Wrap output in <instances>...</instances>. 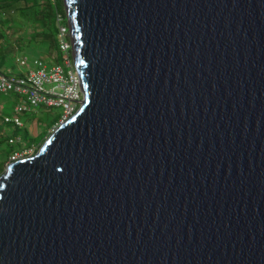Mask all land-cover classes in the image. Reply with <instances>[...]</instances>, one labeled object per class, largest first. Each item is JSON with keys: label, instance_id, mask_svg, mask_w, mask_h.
<instances>
[{"label": "water", "instance_id": "95a60500", "mask_svg": "<svg viewBox=\"0 0 264 264\" xmlns=\"http://www.w3.org/2000/svg\"><path fill=\"white\" fill-rule=\"evenodd\" d=\"M83 98L0 174V264H264V0H63Z\"/></svg>", "mask_w": 264, "mask_h": 264}, {"label": "built area", "instance_id": "2783aa9c", "mask_svg": "<svg viewBox=\"0 0 264 264\" xmlns=\"http://www.w3.org/2000/svg\"><path fill=\"white\" fill-rule=\"evenodd\" d=\"M63 16L56 15L57 43L64 57L61 62L47 65L42 59L33 62L34 68L17 75L0 70V92L14 93L20 97L14 110L17 114L32 110L33 107L43 105L46 107L58 106L63 108L62 115L67 117L79 106L83 94L80 77L75 65L70 38L69 25L62 23ZM20 66H27L26 57H17ZM5 115L4 121L14 126L23 125L18 115ZM20 136H10L8 142L17 144ZM19 152H14L13 155ZM19 158V157H18ZM16 159V158H15ZM11 161V160H10Z\"/></svg>", "mask_w": 264, "mask_h": 264}, {"label": "rangeland", "instance_id": "374dc122", "mask_svg": "<svg viewBox=\"0 0 264 264\" xmlns=\"http://www.w3.org/2000/svg\"><path fill=\"white\" fill-rule=\"evenodd\" d=\"M6 13L7 14H4L5 16H3V18L6 20V23L0 24V43H2V41L5 42L4 39L7 40L5 43H2L0 45V70L9 74L17 75L20 72H26L30 68H34L33 62L36 59L44 60L47 65L53 64L57 60L62 63L61 60L64 57V54L59 49V47L58 49L57 47H55L52 48V50H49V45L47 43L28 44L26 42H23V40L26 41L25 35L23 33V23L25 24V21L23 19L19 20L17 12L15 13L13 11V8L7 9ZM64 13L66 16V12ZM62 23L68 25L67 19L64 18V20H62ZM20 38L22 39L21 41H19ZM7 42H9L8 45L6 44ZM58 53V59L55 60L54 54ZM17 57H26L28 65L20 66L16 61ZM18 100L19 96L14 93L0 92V137L1 135L7 134L20 136V142L18 144H15L14 146H11L12 149L15 150H17L19 146H27L28 144H30L35 135H37L41 131L43 132L46 130V127H44L45 125H47L54 118L60 116L63 112L62 107H46L43 105H39L37 107H33L30 111L17 114L14 110V107L16 106ZM16 114L23 121V125L16 127L15 129V126L12 123L4 121V116H11ZM64 118V115H62L55 123L48 127L46 130L47 135ZM39 145L40 144H32L30 147L18 151V154L7 157L3 163V168L5 169L6 165L9 163L10 160H13L18 157L31 155L39 148ZM9 149L10 145H8L7 142L0 143L1 156L6 154Z\"/></svg>", "mask_w": 264, "mask_h": 264}, {"label": "trees", "instance_id": "16d2710c", "mask_svg": "<svg viewBox=\"0 0 264 264\" xmlns=\"http://www.w3.org/2000/svg\"><path fill=\"white\" fill-rule=\"evenodd\" d=\"M9 8H13V11L15 13L17 12V16L19 17V20L23 19L25 21V24L23 23V26H24L23 33L25 35L26 41L23 40V42H26L28 44L47 43L49 45V50L50 49L52 50V48H55V47H57L58 49V43H57V37H56V34H57L56 15L61 14L63 16V20L64 18L67 19L64 13L65 5H64L63 0H0V19H1L0 24L6 23V20L3 18V16H5L4 14L5 12H7V9ZM21 38L19 41L22 40ZM4 40L5 42L7 41L6 39ZM5 42L2 41V43H5ZM2 43H0V45ZM6 44L8 45L9 42H7ZM54 55H55L54 59L57 60L59 53L54 54ZM56 62H59V61L57 60ZM61 116L62 114L54 118L47 125H45L44 127H46V130L53 123H55ZM15 129H16V126H15ZM46 130L43 132L41 131L40 133L35 135L30 144H28L27 146L26 145L19 146L17 150L12 149L11 147V146H14L15 144H10L8 142V138L12 134L1 135L0 143L7 142V144L10 145V149L3 156L0 155V174L3 172V169H4L3 163L7 157L13 156L14 152L21 151L24 148H28L32 144L41 145L47 136ZM12 136H15V135H12Z\"/></svg>", "mask_w": 264, "mask_h": 264}, {"label": "crops", "instance_id": "0c3cea01", "mask_svg": "<svg viewBox=\"0 0 264 264\" xmlns=\"http://www.w3.org/2000/svg\"><path fill=\"white\" fill-rule=\"evenodd\" d=\"M5 14H7L6 12H5ZM19 100H20V97H19ZM24 113V112H23Z\"/></svg>", "mask_w": 264, "mask_h": 264}]
</instances>
